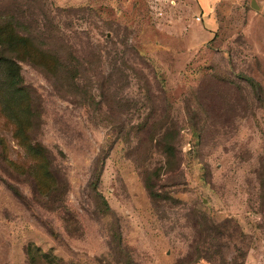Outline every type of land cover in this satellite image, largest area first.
Wrapping results in <instances>:
<instances>
[{
  "label": "rangeland",
  "instance_id": "374dc122",
  "mask_svg": "<svg viewBox=\"0 0 264 264\" xmlns=\"http://www.w3.org/2000/svg\"><path fill=\"white\" fill-rule=\"evenodd\" d=\"M0 264H264V0H0Z\"/></svg>",
  "mask_w": 264,
  "mask_h": 264
},
{
  "label": "trees",
  "instance_id": "16d2710c",
  "mask_svg": "<svg viewBox=\"0 0 264 264\" xmlns=\"http://www.w3.org/2000/svg\"><path fill=\"white\" fill-rule=\"evenodd\" d=\"M15 79H17V78H14V86L18 87L19 86V82L17 80H15ZM33 117H35V115Z\"/></svg>",
  "mask_w": 264,
  "mask_h": 264
},
{
  "label": "water",
  "instance_id": "95a60500",
  "mask_svg": "<svg viewBox=\"0 0 264 264\" xmlns=\"http://www.w3.org/2000/svg\"><path fill=\"white\" fill-rule=\"evenodd\" d=\"M254 7H257V4L255 1H253V4H252Z\"/></svg>",
  "mask_w": 264,
  "mask_h": 264
}]
</instances>
